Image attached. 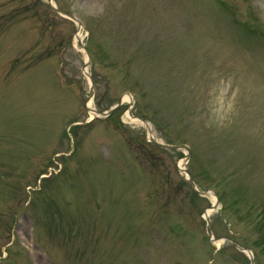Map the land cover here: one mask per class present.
<instances>
[{"label": "rangeland", "instance_id": "374dc122", "mask_svg": "<svg viewBox=\"0 0 264 264\" xmlns=\"http://www.w3.org/2000/svg\"><path fill=\"white\" fill-rule=\"evenodd\" d=\"M53 1L0 0V263L264 264V0Z\"/></svg>", "mask_w": 264, "mask_h": 264}, {"label": "bare ground", "instance_id": "6f19581e", "mask_svg": "<svg viewBox=\"0 0 264 264\" xmlns=\"http://www.w3.org/2000/svg\"><path fill=\"white\" fill-rule=\"evenodd\" d=\"M124 100L128 101V100H131V99H130V97H125ZM126 117L129 118L130 121H133V122L140 121V120H138L137 118H134L133 116H130L129 113L126 114ZM140 122H141V121H140ZM142 124H143V126L146 128L147 132L150 133V130H151L150 125H146V124H144L143 122H142ZM151 135H152V134H151ZM208 213L211 214V211L209 210Z\"/></svg>", "mask_w": 264, "mask_h": 264}]
</instances>
